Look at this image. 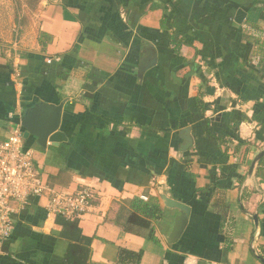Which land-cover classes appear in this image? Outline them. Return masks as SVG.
I'll list each match as a JSON object with an SVG mask.
<instances>
[{"label": "crops", "instance_id": "crops-1", "mask_svg": "<svg viewBox=\"0 0 264 264\" xmlns=\"http://www.w3.org/2000/svg\"><path fill=\"white\" fill-rule=\"evenodd\" d=\"M33 11L0 22L1 136L24 109L63 103L66 141L23 144L44 184L89 187L94 201L62 236L46 196L35 199L0 242V264H63L70 244L88 250L85 264H118L120 248L140 253L138 264H264V161L249 174L264 150V65L242 35L264 42V0H40ZM171 39L184 43L177 54ZM147 49L157 62L140 74ZM186 128L192 145L181 151ZM247 142L241 162L244 148L233 149ZM161 195L190 209L174 244L179 213ZM149 197L161 210L148 220L157 242L115 224L119 206Z\"/></svg>", "mask_w": 264, "mask_h": 264}, {"label": "built area", "instance_id": "built-area-1", "mask_svg": "<svg viewBox=\"0 0 264 264\" xmlns=\"http://www.w3.org/2000/svg\"><path fill=\"white\" fill-rule=\"evenodd\" d=\"M46 196V213L54 219L78 221L93 206L94 193L82 187L75 193L60 192L44 184L33 158L23 144V132L16 124L7 137L0 131V242L7 240L13 219L32 202Z\"/></svg>", "mask_w": 264, "mask_h": 264}, {"label": "water", "instance_id": "water-1", "mask_svg": "<svg viewBox=\"0 0 264 264\" xmlns=\"http://www.w3.org/2000/svg\"><path fill=\"white\" fill-rule=\"evenodd\" d=\"M244 18L245 13L238 10L236 12L235 22L237 24H242ZM156 62V54L154 51L147 49L144 56L139 61L138 72L140 74L144 73L148 69L155 66ZM62 109L63 103L58 105L41 103L24 109L19 121L17 122L22 129L23 139H28L29 137L35 138L36 144L42 149H45L47 144L52 147H58L60 143L65 142L66 137L61 130ZM181 135L183 144L180 150L187 151L192 145V139L189 136V129H184ZM263 156L264 150L259 152L254 157L250 165L249 174L252 173L256 163ZM160 199L163 201L164 206L167 209H174L179 213L174 219V225L167 239L168 244H174L178 241L187 225L190 209L187 205L174 199L167 198L164 195H161ZM254 220L256 221V217H254ZM260 260L264 263L262 259Z\"/></svg>", "mask_w": 264, "mask_h": 264}, {"label": "trees", "instance_id": "trees-1", "mask_svg": "<svg viewBox=\"0 0 264 264\" xmlns=\"http://www.w3.org/2000/svg\"><path fill=\"white\" fill-rule=\"evenodd\" d=\"M40 0H26V3L24 5L29 8L30 10H34L36 7L37 3ZM136 1V0H133ZM161 8V4L159 1H152L149 3L148 9L150 11L156 10ZM259 20L264 22V12H262L259 15ZM254 26V25H253ZM242 32V30H241ZM243 38L247 39V43L250 45L254 46L253 54L256 57H260V60L258 64L260 66L264 65V42L246 36L242 32ZM184 43L179 40L171 39L170 45L172 46V51L174 54H177L181 48V46ZM189 66H192L190 64ZM197 106L198 107H203L202 110L204 111V105L200 102L197 101ZM252 146L251 143H239L235 146L233 149V154L237 155L240 153L241 149L244 148L243 152L241 153V162H244L246 155L248 154L249 148ZM65 152L62 153V156L64 155ZM264 161V156L258 161V165H260ZM118 213H119V218L116 220L115 224H118L120 226L125 225H133V226H138L140 228H145L147 230V238L150 241L157 242L158 240L156 239L154 235V227L151 226L148 220H157L159 219L161 215V210L160 206L158 204V200L156 197H149L146 202H140L137 201L133 205V210L132 211H127L122 207H118ZM57 222L62 225L63 231H62V236H66V232H72L73 230H77V220L76 221H67L64 219H57ZM75 239V236L71 237ZM82 240V238H81ZM85 241L89 242V240ZM84 252L83 254H80L79 259L77 256H75L78 252ZM264 255V249L262 251ZM88 255V250L87 249H79L75 247L73 244L68 245L67 252L64 257V262L63 264H85V261H83V256L84 258H87ZM141 254L137 252H132L123 248H120L118 252V264H138L139 259H140Z\"/></svg>", "mask_w": 264, "mask_h": 264}, {"label": "rangeland", "instance_id": "rangeland-1", "mask_svg": "<svg viewBox=\"0 0 264 264\" xmlns=\"http://www.w3.org/2000/svg\"><path fill=\"white\" fill-rule=\"evenodd\" d=\"M24 3L26 0H0V22L12 26L14 17L16 21L22 18L28 22L34 11L27 8Z\"/></svg>", "mask_w": 264, "mask_h": 264}]
</instances>
